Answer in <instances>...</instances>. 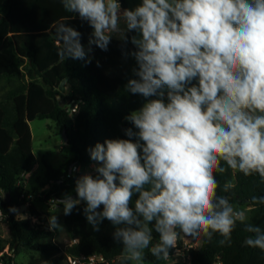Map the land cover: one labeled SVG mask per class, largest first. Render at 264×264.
Instances as JSON below:
<instances>
[{
	"label": "clouds",
	"instance_id": "1",
	"mask_svg": "<svg viewBox=\"0 0 264 264\" xmlns=\"http://www.w3.org/2000/svg\"><path fill=\"white\" fill-rule=\"evenodd\" d=\"M60 2L93 31L86 51L67 20L54 22L58 58L90 63L91 46L106 51L116 35L134 46L125 89L144 100L125 117L128 138L88 149L97 175L75 181L78 198L55 202L64 214L85 202L94 231L110 221L120 259L134 264H146V251L168 259L181 236L211 242L218 233L230 245L238 221L254 234L247 246L264 251V231L217 194L215 175L264 181V0H142L123 10L119 0ZM58 227L50 216V230Z\"/></svg>",
	"mask_w": 264,
	"mask_h": 264
},
{
	"label": "trees",
	"instance_id": "2",
	"mask_svg": "<svg viewBox=\"0 0 264 264\" xmlns=\"http://www.w3.org/2000/svg\"><path fill=\"white\" fill-rule=\"evenodd\" d=\"M121 2L128 9L129 0ZM61 20H67L68 25L81 33V43L87 51L93 29L77 14L65 12L60 0H0V192L10 194L9 202L7 196L0 202L6 216L0 226L7 225L10 232V239L0 237V264H16L15 256L23 250L31 252L29 264H69V257L93 255L104 256L109 264H134L120 259L122 246L113 239V234L96 236L88 232L85 202L67 215L65 225L71 237L79 242L66 248L55 241L62 228L57 215L51 213L59 227L50 230L49 226L36 225L30 218H20L9 210L18 206L13 191L24 183V175L38 165L32 122L50 119L62 135L66 131L65 142L74 158L65 169L55 168L44 160V174L38 179L42 188L49 189L46 200H63L76 195V179L68 177L70 168L94 162L88 149L97 142L128 138L124 130L133 126L125 117L144 103L142 97L125 89L135 67L134 59L127 53L134 46L112 38L106 51L91 46L90 63L70 58L62 61L57 55L59 44L51 27ZM65 79L69 91L62 94L66 106L61 108L57 95ZM215 175L219 184L217 194L227 196L238 209H248L245 223L264 231V204L251 201L252 196H264V181L259 175L246 177L231 169ZM31 201L25 198L21 205ZM30 210L36 213L34 205H30ZM250 236L254 234L245 231V224L238 221L230 245H220L223 237L216 233L211 242L202 240L199 249L190 251L189 262L179 264H264V251L245 244ZM8 246L14 251L12 254L3 253ZM146 264L166 263L165 259L158 260L146 251Z\"/></svg>",
	"mask_w": 264,
	"mask_h": 264
},
{
	"label": "rangeland",
	"instance_id": "3",
	"mask_svg": "<svg viewBox=\"0 0 264 264\" xmlns=\"http://www.w3.org/2000/svg\"><path fill=\"white\" fill-rule=\"evenodd\" d=\"M142 0H129V9L135 8L140 4ZM31 130L33 134V147L35 155L38 159L39 167L36 173L29 179L13 191L12 197L17 203L16 215L20 218L34 219L36 220V225L49 226V217L52 214L57 215L61 222L62 228L58 233L55 241L63 248L79 242V239H73L65 225V220L67 215L64 214L63 204L53 203L51 199L46 200V194L48 193V188H42L39 183V177H42L45 170L44 160H47L55 168L65 169L66 164L74 158V154L71 152L69 146H67L61 129L57 124L50 119L36 120L31 123ZM27 193L32 195V201L27 205H21L24 203V199L21 195ZM83 201L80 203L82 204ZM30 205H34L36 213H32L30 210ZM246 210V215L249 217V211ZM26 217V218H25ZM32 217V218H31ZM88 232L91 235L96 236H106L111 235L115 231L113 224L104 219L99 224V231H94L93 226L87 221ZM0 237L4 239H10V232L7 225L2 224L0 226ZM191 239V238H189ZM195 243H200L198 247L201 246L202 240H194ZM14 251H10L9 246L6 248L5 253L12 254ZM31 260V252L21 251L15 256L16 264H29Z\"/></svg>",
	"mask_w": 264,
	"mask_h": 264
},
{
	"label": "built area",
	"instance_id": "4",
	"mask_svg": "<svg viewBox=\"0 0 264 264\" xmlns=\"http://www.w3.org/2000/svg\"><path fill=\"white\" fill-rule=\"evenodd\" d=\"M119 2L121 3V10H123L124 8H123L121 0H119ZM76 108H77V106L74 109H72L71 112L74 113L76 111ZM96 164H97V162L94 161L87 166L73 165L70 168V172H69L68 177L74 178L77 180L81 175H84V174L93 175L96 173L95 172ZM24 177H26V175H24ZM21 197L22 198H28V199L33 198L32 195H28L27 193L22 194ZM5 199H6V193L0 192V202L2 200H5ZM51 200L53 203L58 201L55 198H53ZM5 219H6V216H5L4 211H3L1 204H0V222H3ZM32 221L34 224H36V220L33 219ZM199 244L200 243H195L193 239L184 238L183 236H181V238L178 240L177 248L170 250V257L165 260V263L166 264H179L181 262H189L190 251L199 249L200 248V247H198ZM5 252H6V249L4 250L3 253H5ZM68 261H69V264H100V263L109 264V262L106 260V258H104V256H101V255L82 256V257H78V258L69 257ZM217 264H220V263H217Z\"/></svg>",
	"mask_w": 264,
	"mask_h": 264
},
{
	"label": "water",
	"instance_id": "5",
	"mask_svg": "<svg viewBox=\"0 0 264 264\" xmlns=\"http://www.w3.org/2000/svg\"><path fill=\"white\" fill-rule=\"evenodd\" d=\"M67 83H68V79H65L61 85H60V88H59V94L57 95V99L59 100V105L61 108H65L66 106V101L62 98V94H65L66 91H67ZM64 140L67 141V135H66V131H64ZM6 196L8 197L7 201L9 202L10 201V194L7 193ZM72 198H78L77 195H74V196H71ZM246 244V243H245Z\"/></svg>",
	"mask_w": 264,
	"mask_h": 264
},
{
	"label": "crops",
	"instance_id": "6",
	"mask_svg": "<svg viewBox=\"0 0 264 264\" xmlns=\"http://www.w3.org/2000/svg\"><path fill=\"white\" fill-rule=\"evenodd\" d=\"M128 9H129V6H128ZM122 26H123V24H122ZM112 38H114V39H117V40H120L116 35H113V37ZM69 91V87L67 86V91H66V93ZM65 93V94H66ZM30 127H31V124H30ZM35 153V152H34ZM38 160V159H37ZM38 165H39V163H38ZM37 165V167H36V169L33 171V172H31L30 174H27L26 175V177H25V180L26 179H29V178H31L35 173H36V171L38 170V166ZM25 182V181H24ZM16 209V208H15ZM15 213H16V211H15Z\"/></svg>",
	"mask_w": 264,
	"mask_h": 264
}]
</instances>
